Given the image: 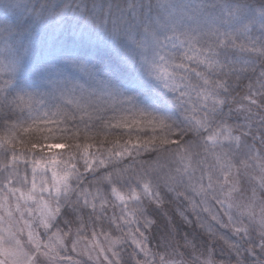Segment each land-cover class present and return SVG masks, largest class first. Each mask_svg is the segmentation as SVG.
<instances>
[{"label":"snow or ice","instance_id":"6c2138e0","mask_svg":"<svg viewBox=\"0 0 264 264\" xmlns=\"http://www.w3.org/2000/svg\"><path fill=\"white\" fill-rule=\"evenodd\" d=\"M0 264H264V0H0Z\"/></svg>","mask_w":264,"mask_h":264},{"label":"trees","instance_id":"16d2710c","mask_svg":"<svg viewBox=\"0 0 264 264\" xmlns=\"http://www.w3.org/2000/svg\"><path fill=\"white\" fill-rule=\"evenodd\" d=\"M71 255H73V257H76V255L74 253H70Z\"/></svg>","mask_w":264,"mask_h":264},{"label":"rangeland","instance_id":"374dc122","mask_svg":"<svg viewBox=\"0 0 264 264\" xmlns=\"http://www.w3.org/2000/svg\"><path fill=\"white\" fill-rule=\"evenodd\" d=\"M74 258H78L79 259L80 257H74Z\"/></svg>","mask_w":264,"mask_h":264}]
</instances>
